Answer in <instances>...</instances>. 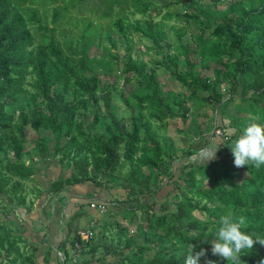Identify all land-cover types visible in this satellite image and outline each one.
<instances>
[{
	"label": "trees",
	"instance_id": "obj_1",
	"mask_svg": "<svg viewBox=\"0 0 264 264\" xmlns=\"http://www.w3.org/2000/svg\"><path fill=\"white\" fill-rule=\"evenodd\" d=\"M85 1L0 0V250L10 262H14L10 258L14 251L22 258L18 245L22 242L12 243L7 229L13 216L10 213L16 208H30L24 191L34 193L33 188L26 187L29 179L40 176L36 163L56 160L61 167L59 175L37 192L36 199L48 193L59 195L83 184H92L100 191L110 185L125 190L126 200L117 201L118 207L141 212L136 238L128 227L119 228L128 238L111 248L116 257L111 264H184L189 245L194 246V251H206L198 264L208 260L228 264L211 254L210 242L215 239L222 216L230 215L234 221L245 217L242 231L253 239L264 238V165L259 169L251 165L236 168L229 148L251 124L250 120H244L243 125L233 120L232 128L237 133L233 137L225 135L217 148L215 157L225 153L231 165L218 158L204 165L189 162L177 168V179L172 171L177 152L170 139L158 138L153 124L158 122L154 128L159 129L167 127V120L173 118L186 121L192 111L189 103L192 101L196 107V99L215 104L218 111L223 107L219 111L223 115L239 87V101L248 102L258 124L264 126V0H235L225 8L217 6L228 0H107V30L94 36L81 31L78 38L65 41L64 49L62 41L56 39V26L48 28L44 24L38 26L41 42L34 43L31 24L37 21L40 10L36 3L44 14L49 10L52 24H57L66 19L67 9L78 8ZM50 4L53 6L48 9ZM176 5L184 10L168 11ZM160 9L167 12L156 20L151 12ZM173 18L184 26L194 23L199 34L193 50L190 42L176 47L182 60L177 56L174 60L164 59L174 67L170 76L183 88L180 95L171 94L164 104L153 70L148 71L146 63L131 57L129 37L139 35L151 44L147 50L155 49L163 55L161 44L167 39L163 25ZM82 20L83 17L79 20L82 25L88 21ZM181 28L175 31L178 39L184 34ZM114 36L124 43L127 54L122 59ZM93 38L98 44L105 42L104 54L98 58L89 57ZM190 52L195 53L199 64L188 59ZM210 60L225 70L214 69L213 76H201L197 67L206 69ZM99 73L120 77L123 86L131 87L127 97L117 84L107 83L100 90ZM223 83H228V89L220 91ZM226 90L230 96L224 99ZM200 91L207 96L201 98ZM113 92L132 106L128 120L118 118L111 105ZM101 104L106 115L100 114ZM88 115L93 121L86 125L83 117ZM25 127L35 133L34 140H27ZM194 128L201 136L212 126ZM209 141L205 140L204 146L210 145ZM194 153L187 151L189 157ZM165 176L175 189L184 187L189 196L174 194L171 200L165 198L159 203L162 186L158 183ZM93 201L96 200L88 204ZM194 212H200L203 218L193 216ZM106 225L104 221L103 227ZM76 240L79 241L77 237ZM97 247L89 249L91 258L83 264L95 260ZM148 251H153L150 258L144 256ZM27 259L28 264H35V253L30 252ZM240 259L243 264H260L264 246L255 244L253 249L243 251ZM96 262L100 263L98 259Z\"/></svg>",
	"mask_w": 264,
	"mask_h": 264
},
{
	"label": "rangeland",
	"instance_id": "obj_2",
	"mask_svg": "<svg viewBox=\"0 0 264 264\" xmlns=\"http://www.w3.org/2000/svg\"><path fill=\"white\" fill-rule=\"evenodd\" d=\"M164 2L165 0H160ZM235 0H228V1H222L221 3L218 4V8H225L228 4L233 3ZM207 2V0L205 1ZM107 0H87L80 5H78V8L67 9L66 11L68 12V15L66 19L61 20L59 23L52 24V13L47 10V12L44 14L43 9L38 6L36 3L35 7H38L40 10H37V21L33 22L31 24V30L32 33L35 35L34 38V43L37 44L41 42V38L38 33H41L38 30L39 25H46L48 28H51L53 26H56L55 30V36L56 39H60L62 41V46L65 49V41L67 40H74L79 37V34L81 31H85L87 35H95L98 34L99 31H104L107 30L104 28V26L108 25L109 18L107 15H105L104 11L107 6ZM55 5V4H54ZM56 4V6H58ZM53 5H49L48 9H50ZM130 10V9H128ZM184 8L183 6L176 5L173 8L168 9V11L172 12H181L183 11ZM151 12L156 20H160L162 15H164L167 10L166 9H160V10H152ZM83 17V20H88L85 21V24L82 22L79 23V20ZM135 18L140 19L141 17L139 15H136ZM75 19V20H74ZM91 24V26L87 27L88 23ZM183 22L176 20L173 18L168 22V24H164L163 27L166 29L167 32V39L165 42H163L161 45L164 48L163 49V55L158 54L155 49H149L147 50L146 47H151V44L146 40V39H141L139 35L132 34L130 35V44L132 45V50L130 51L131 57L133 59H139L142 60L144 63H146V69L153 70L155 78L157 82L159 83V92H160V97L163 99L164 104L168 103L170 100V95L171 94H179L180 92H183V88L179 83H177L171 76L170 73L171 70L174 68L172 64L165 62L167 57H172L171 59H175V56L178 57L179 60H182L183 56H181V52H179L180 49H176V47L180 43H188L190 42L189 47H191V50H193L196 47V42H195V37L197 33L199 34L197 26L194 25V23L190 22L189 24L187 23L186 26L182 25ZM172 26H176V29L173 30L171 29ZM181 26L184 28L182 31L184 34L180 36L181 38L178 39L175 31H181ZM87 27V28H86ZM206 35H210V31H206ZM92 36V37H93ZM62 39H61V38ZM194 37V38H193ZM118 43H117V52L119 55V58H123V56L126 53L125 47L122 46L124 43L121 40L116 39V36L113 37ZM140 38V41H139ZM99 41L93 38V43L90 47L89 50V57H100L104 54L103 51V46L105 44L104 41H101V44H98ZM165 44L168 45L167 48H165ZM195 53L190 52L189 55H187L188 59L190 61H194L199 64V59ZM165 59V60H164ZM164 61V62H163ZM163 64H168V68L164 67ZM178 68L181 66L178 65ZM214 69H219V70H225L223 66L217 64L216 62L213 61H208V67L206 69H202L200 66L197 67V70L199 71L201 76H208L211 77L213 76V71ZM120 69H117V75L119 74ZM99 89L103 90L104 87H106L109 84H117L122 90H123V95L124 97H127L129 94L131 87L128 86H123L122 85V79L118 76H115V74H109L105 75L102 73H99ZM109 83V84H107ZM110 87L108 86L109 89ZM225 89H228V83H223L220 86V91H225ZM121 90V91H122ZM180 95V94H179ZM198 95L202 97H206L207 93L200 91ZM230 96V92L226 90L225 96L223 97L224 99ZM240 97V88H237V95L236 97L233 98V102L228 106L227 108L225 107L223 111L224 114H220L222 112V108L218 111L219 107L216 106L215 104L213 105L212 103H204L202 101H198L196 99V107L194 106L193 102L191 101L189 104L191 106V110L188 116V119L186 121L182 120L180 117L173 118L170 120H167V127H160L159 129L154 128V125L158 127V122H154L153 124V130L155 133L158 135V138L161 136L166 137V139H170L172 141V148L177 152V160L173 163V173L175 174L174 179H177L178 175V170L177 168L179 166H183L189 162H195L197 161V164L204 165L206 161H211L213 159H206L208 156L209 152L213 150L216 154L218 146L222 145V139L225 140V137L223 135H228L229 137H233L235 133H237V130L235 131L234 128H232L234 121L233 120H238L240 125L244 124V120H250V123H257L258 124V117L252 114V111L250 109V104L246 101H239ZM111 105L114 107V110L120 119H125L128 120L129 116L133 113V108L132 106H127L124 101L121 99V97L116 93L113 92L111 94ZM101 109H100V114L101 115H106V109L101 104ZM218 111V112H216ZM146 112V110L144 111ZM83 121L85 122L86 125H88L90 122L93 121L92 116H84ZM199 125L200 128H204L205 126H212V129L210 132H203L201 136H199L198 131L194 130L195 126ZM218 133H221L219 135ZM226 133V134H225ZM25 134L27 140L31 141L34 140L35 138V133L29 128L25 127ZM205 140H210L209 144L204 146ZM148 144V143H147ZM33 144H31L30 147H32ZM204 146V147H203ZM202 148V150H200ZM204 149V150H203ZM187 151H194V155L188 156ZM31 154L34 156V153L31 152ZM216 158L218 159H224L227 160L228 157H226L225 153H222L220 155H216ZM227 162L231 165L232 161L227 160ZM40 171L39 174L40 176H37V180L29 179V183L27 184L26 190H31V188L34 189V193H31V191L26 192L24 191V195L26 196L27 203L31 204L29 206L30 208L27 210L22 209L21 212L24 213H29L33 212L32 215L30 216L31 218H34V215L38 214L39 211L38 209H41V203L43 202V207L42 210H45V207L51 208V202H54L52 199L53 197H57L58 195L48 193L46 195H43L42 197L36 199V194L38 191H42V188H46L47 185L51 182V180L54 179L57 175H59L60 171V165L56 160H48L43 163H36ZM142 171H144L142 169ZM65 174L64 172H62ZM85 185V184H84ZM161 185L162 189L158 193V198H160L159 203L163 201L165 198L167 199H172L174 194L179 195V197H182L184 195H188L184 189V187H180L179 189H175L174 185L172 183H169V179L167 176L161 177L159 179L158 186ZM110 185H108L109 187ZM106 187L105 189H102L101 192L104 195V198L109 201V204L107 206V213L99 215L98 213L97 216L100 219L99 224H93L90 226V230L93 232V237L92 244L93 245H98L97 247V255H95V260L92 262V264H111L116 260L115 256H112L111 254L114 252L111 248H115L116 244L118 242H123L126 240L127 234L121 230H119L120 227H128V232H130V235H132L134 238H136L135 234V228L136 226L142 222L141 219V212H128L124 209H121L116 205L117 201L119 202H125L126 200V194L125 190L121 189L119 187L115 186H110L109 188ZM160 187V186H159ZM97 189L98 188H93ZM67 191V190H65ZM100 191V190H99ZM63 192V191H62ZM189 196V195H188ZM46 197V198H45ZM163 198V199H162ZM51 203V204H50ZM50 204V205H49ZM40 206V207H39ZM114 206H117V209H113ZM113 207V208H112ZM38 208V209H36ZM52 209V208H51ZM84 211L87 212V216H90L89 213V208H88V203L85 204V207L83 209ZM25 211V212H24ZM18 218H22L19 216L21 213L19 212V209H14V212H11L10 214L13 216L16 215ZM48 212L47 208L45 210V213ZM40 215V214H39ZM38 215V216H39ZM43 215V214H42ZM41 215V216H42ZM110 215V217H109ZM33 216V217H32ZM37 216V218H39ZM193 216H196L198 218H203V214L200 212H194ZM45 217V215H44ZM125 217V218H123ZM12 219V218H11ZM14 219L12 221L7 222V224H14ZM24 221H27L24 219ZM107 222V225L104 226V222ZM117 223V225H116ZM6 224V225H7ZM17 224V223H16ZM34 221H33V226H34V231H38L40 229H43V226H36L35 227ZM116 226H114V225ZM9 225V226H10ZM13 226V225H12ZM8 229V228H7ZM20 230L22 229L21 227L19 228ZM17 232V235L15 233ZM11 237L10 240L13 243L15 242H20L18 230L16 228L11 229ZM70 240V239H68ZM14 242V243H15ZM21 251L23 250V256L22 258H19L18 254L16 251L10 253V258L14 259V262H8L6 255L4 253V250H0V264H28V253L24 254L26 251L24 248L21 246H25V244H18ZM66 245V243H65ZM64 245V246H65ZM66 249H68V259L66 261V264H79V261L77 263H72L71 257L73 256V250L71 247H68L67 245L65 246ZM44 255L46 256V259H48V252L51 250L49 246L44 247ZM56 250V249H55ZM110 251V252H109ZM153 254V251H148L144 256L150 258L151 255ZM99 260V262H96V260ZM11 261V260H10ZM84 259L80 261V263H83ZM81 263V264H82Z\"/></svg>",
	"mask_w": 264,
	"mask_h": 264
},
{
	"label": "crops",
	"instance_id": "obj_3",
	"mask_svg": "<svg viewBox=\"0 0 264 264\" xmlns=\"http://www.w3.org/2000/svg\"><path fill=\"white\" fill-rule=\"evenodd\" d=\"M93 188L95 187L92 184H83L73 187L68 191L61 192L57 197H53L52 200L54 202H51L52 204L50 203L52 209L45 207V210L46 208L48 210L46 214H44L45 210H42V202L41 209L36 208L38 209L37 211H39V213L34 215V218L30 217L33 212L23 214V212H21L22 209H19V212L21 213L19 216L22 217L21 219L18 218L17 212L15 216H12V219H15L17 224H8L7 228L9 231H11L12 228H16L18 233L21 232L19 234L21 235L19 236L20 242L25 244L24 247H21L26 251L25 254H29L30 252L35 253V264H66L68 259V249H66V245L71 247L74 252L73 256L71 257L72 263H77L79 261V264H81L82 262L80 263V261L83 259V263H86L88 258H91L87 254L89 249L94 246L90 240L79 242L81 247L80 252L74 243L77 242L75 236L77 231H89L90 226L100 223V219L96 214L98 212L90 209L89 207L90 216H87V212L83 210L85 204L91 199L96 201L98 200L100 203H103L106 206L109 204V201L104 198L102 192ZM37 216L39 218H37ZM24 219L27 221H24ZM33 221L36 223L35 227L43 226V229L34 231ZM20 227L22 228L21 230L19 229ZM15 235H17V232ZM47 246H49L51 249L47 255L48 259H46L43 250V248ZM57 252L63 257V261ZM74 259H76L75 262ZM7 261L10 262V259L7 258Z\"/></svg>",
	"mask_w": 264,
	"mask_h": 264
},
{
	"label": "clouds",
	"instance_id": "obj_4",
	"mask_svg": "<svg viewBox=\"0 0 264 264\" xmlns=\"http://www.w3.org/2000/svg\"><path fill=\"white\" fill-rule=\"evenodd\" d=\"M229 148L234 157L236 168L251 165L259 169L264 165V126L257 123L249 124ZM213 150L209 152L206 159L216 158ZM218 225L215 239L210 242L211 254L226 260L228 264H243L240 259L243 251L253 249L257 243L264 246V238L257 236L253 239L252 235L242 231V228L245 227V217L243 216L235 221L230 215L222 216ZM204 256H206V251L203 248L200 251H194V246L189 245L184 264H198L201 257ZM206 264H216V262L208 260ZM260 264H264V260H261Z\"/></svg>",
	"mask_w": 264,
	"mask_h": 264
},
{
	"label": "built area",
	"instance_id": "obj_5",
	"mask_svg": "<svg viewBox=\"0 0 264 264\" xmlns=\"http://www.w3.org/2000/svg\"><path fill=\"white\" fill-rule=\"evenodd\" d=\"M218 134L221 135V133H218ZM223 137H225V135H223ZM225 139H226V137H225ZM88 206L90 209L97 211L100 215L106 213V211H107V206L103 203H100L99 201L90 202V204H88ZM76 237L79 239V241L75 242L74 245L78 248V251L80 252L81 247H80L79 242L89 241L90 238L92 237V232L86 231V230H79L76 232ZM58 255L61 258V260L63 261V257L60 256V253H58ZM75 260L76 259H74V262H75Z\"/></svg>",
	"mask_w": 264,
	"mask_h": 264
}]
</instances>
